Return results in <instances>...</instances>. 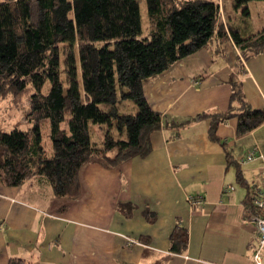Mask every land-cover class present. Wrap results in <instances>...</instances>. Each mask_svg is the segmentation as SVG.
Here are the masks:
<instances>
[{
  "label": "crops",
  "instance_id": "1",
  "mask_svg": "<svg viewBox=\"0 0 264 264\" xmlns=\"http://www.w3.org/2000/svg\"><path fill=\"white\" fill-rule=\"evenodd\" d=\"M211 1L234 28L231 19L240 11L230 0ZM254 2L246 4L248 19ZM256 3L261 23L242 38L264 28L263 4ZM233 87L252 109L264 110V50L240 51L224 31L143 82L146 103L162 117L145 158L111 169L82 165L72 199L54 197L42 177L16 187L0 184V264L10 258L28 264H254L256 254L264 264V246L257 249L255 229L243 219L248 189L260 183L264 168V123L237 137L236 119L229 118L215 131L225 148L209 141L207 120L182 124L202 112L226 111ZM253 148L261 158L238 164ZM189 196L202 204L188 206ZM174 227L186 233L181 254L168 251ZM125 238L136 245L126 247Z\"/></svg>",
  "mask_w": 264,
  "mask_h": 264
},
{
  "label": "trees",
  "instance_id": "2",
  "mask_svg": "<svg viewBox=\"0 0 264 264\" xmlns=\"http://www.w3.org/2000/svg\"><path fill=\"white\" fill-rule=\"evenodd\" d=\"M247 17L246 4L230 0ZM139 0H0V101L21 110L14 127L0 132V184L16 187L44 178L56 198H75L80 167L111 169L150 153L149 135L162 123L142 94L143 82L178 60L224 37L218 6L211 0H144L142 35ZM226 30L240 51L264 50V28L242 38ZM248 49V50H246ZM46 93H42L44 84ZM130 101L133 113H120ZM236 119V136L264 123L238 88L226 111L202 112L182 124L207 120L209 141L224 147L216 128ZM236 181L242 184L240 173ZM255 210L248 197L243 219ZM146 220L151 216L147 214ZM169 252L181 254L186 233L174 227ZM7 264H28L19 258Z\"/></svg>",
  "mask_w": 264,
  "mask_h": 264
},
{
  "label": "built area",
  "instance_id": "3",
  "mask_svg": "<svg viewBox=\"0 0 264 264\" xmlns=\"http://www.w3.org/2000/svg\"><path fill=\"white\" fill-rule=\"evenodd\" d=\"M219 17L221 23L223 25L224 31L227 34V40L234 46L233 41L229 35V32L225 29V24L223 22V18L221 12L218 8ZM260 159L261 156L259 155L256 148H253L246 152L243 158L238 160V164L243 165L252 162L255 159ZM259 184H252L251 187L248 189L247 197L249 200L250 205L255 210V214L251 215L248 221L253 225L256 235H257V249L259 250L264 246V168L261 173ZM186 203L188 206H196L199 207L202 204V199L199 196H189L186 197ZM132 245H136L134 240L125 238V246L130 248ZM254 264H260L259 256L256 254L253 257Z\"/></svg>",
  "mask_w": 264,
  "mask_h": 264
},
{
  "label": "rangeland",
  "instance_id": "4",
  "mask_svg": "<svg viewBox=\"0 0 264 264\" xmlns=\"http://www.w3.org/2000/svg\"><path fill=\"white\" fill-rule=\"evenodd\" d=\"M139 7H140V22H141V31L142 34H144L147 30V20L145 15V4L144 0H139ZM250 19L247 17L242 16L241 13L238 15H233L232 17V23L233 27L239 35H246L248 32L251 31L252 28H256V26L261 23L262 16H261V9L258 7V4L256 1L252 3L250 6ZM233 28V29H234ZM48 84H44L42 93H46ZM125 104H128V106H132V103L130 101H127ZM120 109V113H128V107L125 105ZM10 103L9 99H3L0 101V132H7L13 128L14 125H16L17 121L19 120L20 116L22 115L21 110L9 108ZM126 106V107H125Z\"/></svg>",
  "mask_w": 264,
  "mask_h": 264
}]
</instances>
